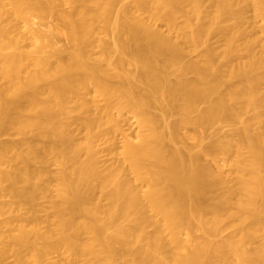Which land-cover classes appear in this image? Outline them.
<instances>
[{
	"label": "bare ground",
	"instance_id": "1",
	"mask_svg": "<svg viewBox=\"0 0 264 264\" xmlns=\"http://www.w3.org/2000/svg\"><path fill=\"white\" fill-rule=\"evenodd\" d=\"M49 15L68 48L33 26ZM220 121L230 133L204 143ZM10 129L0 264H264V0H0V135ZM101 142L116 161H101ZM204 154L226 156L229 173Z\"/></svg>",
	"mask_w": 264,
	"mask_h": 264
},
{
	"label": "rangeland",
	"instance_id": "2",
	"mask_svg": "<svg viewBox=\"0 0 264 264\" xmlns=\"http://www.w3.org/2000/svg\"><path fill=\"white\" fill-rule=\"evenodd\" d=\"M67 10L69 9L68 7H65ZM34 21H33V26H35V28H37V29H39L45 36H46V38L48 39V40H50L52 43H53V46L54 47H56V48H59V49H65V48H68V46L70 45V43L68 42L69 40H68V38H67V36H66V33H65V30H64V27L60 24V22H59V20L56 18V16L55 15H49V16H46L45 18H39V17H34V19H33ZM21 26L23 25V23L21 22V23H19ZM160 27H162L163 29H164V27L163 26H160ZM255 30H256V32H255ZM255 32V34H254V36H259V35H261V32L259 31V27L258 28H255L254 30H253V28H252V33H254ZM259 31V32H258ZM64 32V33H63ZM258 33V34H257ZM110 39V38H109ZM211 40L210 41H212V43H219L220 42V37L218 38L217 36H213V37H211L210 38ZM26 42H28L27 40L24 42V43H26ZM66 45V46H65ZM68 45V46H67ZM256 48V47H255ZM258 48H260V47H258L257 46V48L255 49L256 51H259L260 49H258ZM48 50H50V49H48ZM190 57V56H189ZM189 76H191V75H189ZM159 109H157L156 111H158ZM153 111H155V110H153ZM159 112V111H158ZM158 112H155V113H158ZM129 114V115H128ZM125 117H128L127 118V120H126V118H125V121H123V122H121L122 123V125L124 126V128H123V131L125 130V132L124 133H126L128 136H130V137H132L133 139L135 138V134H136V132H137V124H136V122H135V120H134V118H133V116H131V114L130 113H128ZM174 116V117H173ZM176 119V115L175 114H173L171 117H169V120L170 121H173V120H175ZM124 120V119H123ZM134 120V121H133ZM220 122H222V123H224L223 121H220ZM220 122H217V123H219V124H217V123H214V124H212V125H210L208 128L207 127H205V128H207V129H204L203 128V130L201 131L200 129H198V130H200L201 131V133H200V131L198 132V133H200L199 135H201L202 134V138H203V141H204V143H206V144H208V143H211V142H213V141H215V140H217L218 138L220 139V138H222V137H224L225 135L227 136L229 133H230V129H231V126L228 124V122H226V123H224V124H221ZM217 124V125H216ZM219 125V126H218ZM230 126V127H229ZM74 129H75V131H76V128L77 127H73ZM72 128V129H73ZM136 128V129H135ZM80 129H78L77 128V131L75 132L74 130H73V133H75V135L76 136H78V137H81V135H82V132H80L79 131ZM187 130H189L187 133H190L191 134V132L193 133L194 131H193V128H187ZM186 129L185 130H182V132H186L187 131ZM79 133V134H78ZM118 135V134H117ZM115 135L114 136V142L116 141V144H115V146L117 145V146H120L121 145V141L123 142V138L121 137L122 135L120 134V135ZM28 138H29V140L31 139L32 141H36V140H39V141H42V140H40L35 134H28V136H27ZM38 138V139H37ZM0 140L1 141H5V142H7V141H14V142H18L19 140H20V136L16 133V131L13 129H10V130H8V132L7 133H4V134H1L0 135ZM103 143V144H102ZM187 143H189L188 145L190 146H192L193 145V147L196 149L197 147H195V141H194V139H190V140H188V142ZM107 142L105 143V142H101V144H100V146L99 147H101V151L102 152H100V158H101V161L106 165V164H110V163H113L114 161H116L117 160V158H118V156H116V158L113 156V154L115 153L116 155H118V152H119V150L118 149H116V151L113 153V151L111 152L110 150V152L109 151H106V149H107ZM21 147V146H20ZM22 148H23V146H22ZM117 148V147H116ZM103 149V150H102ZM105 149V150H104ZM119 149H120V147H119ZM199 149V147L197 148V150ZM108 150V149H107ZM118 150V151H117ZM114 154V155H115ZM203 154V153H202ZM220 155V156H219ZM218 155V157H215V156H213V155H208V154H204V155H202V160H203V162L205 161V162H208L209 164H211V166L213 167V168H216L217 167V165L219 166V168H220V170H221V172L222 171H224L225 173H229L228 171H226L229 167L226 165L225 167H224V164H228L227 163V161L225 162V160H224V158L226 157V156H223L222 154H219ZM224 157V158H223ZM48 159V161H46L44 164H45V166H47V167H45V168H47V170H49V172L47 171V177L46 178H44V180L45 179H47L46 181L47 182H45V183H47V185L48 186H50L48 189H49V191H47L49 194H52L49 198H54L55 197V190H53L54 188H55V181H56V174H55V171L57 172V165H56V163L54 162V161H52V159H49V158H47ZM46 158H45V160H47ZM114 160V161H113ZM218 161V162H217ZM218 163V164H217ZM44 164H41V165H44ZM36 165H39L40 166V164H36ZM221 165H223L222 166V168L220 167ZM228 167V168H227ZM225 168V170H223ZM225 173H223L222 172V174H225ZM227 175V174H226ZM226 175H224V176H226ZM229 175V174H228ZM227 175V176H228ZM47 189V190H48ZM49 194H47V196H49ZM6 196V195H5ZM5 196H3V198L5 199V201H7V200H9L7 197L5 198ZM46 196V198L45 197H43V196H41V197H39L40 199H37L38 200V204H40V205H38V207H39V212H37V214L40 216V217H46L45 215H48V212H49V209L48 208H46V209H48V212L46 211V209H45V206L47 207L48 205H49V203H48V200L49 199H47L48 197ZM9 197V196H8ZM7 199V200H6ZM40 208H42V209H40ZM47 212V213H46ZM4 215H0V221L1 220H4L5 218H7V217H9V213H3ZM44 215V216H43ZM2 216V217H1ZM4 217V218H3ZM51 219V218H50ZM4 230H6V227H0V232L1 231H4ZM228 230L230 231V228H228ZM227 230V231H228ZM226 232V231H225ZM224 232V234H226ZM50 256V258L52 259V260H59V259H61L62 258V254L60 253V252H51L50 254H49ZM13 256L12 255H8V256H6V258H5V263H9V261H10V263H11V261H13ZM79 261V262H78ZM120 261V260H119ZM78 262V263H77ZM74 264H82V261L78 258V260L76 261L75 260V262H74Z\"/></svg>",
	"mask_w": 264,
	"mask_h": 264
}]
</instances>
